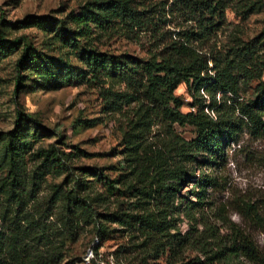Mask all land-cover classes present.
Instances as JSON below:
<instances>
[{"label":"rangeland","instance_id":"obj_1","mask_svg":"<svg viewBox=\"0 0 264 264\" xmlns=\"http://www.w3.org/2000/svg\"><path fill=\"white\" fill-rule=\"evenodd\" d=\"M89 1L0 0V15L11 24L6 37H21L19 47L0 58V235H10L8 229L13 225L26 231L22 240L25 263L40 253L52 258L51 264H178L196 256L205 261L212 251L204 254L189 242L169 258L167 254L155 257L147 233L125 227L111 217L114 212H139L149 207L142 195L126 189L136 178L121 153L125 134L141 133L146 144L156 142L165 130L161 122L143 130L134 128L139 102L124 103L130 94L137 95L128 82L133 73L130 69H138V62L151 59L165 45L181 38L183 32L195 30L196 20H189L176 0H131L143 13V25H125L115 19L106 28H93L88 36H75L79 40L75 44L54 31L13 25L27 15H51L71 31L75 28L68 14H78ZM220 1L221 13L214 19L212 32L193 45L209 56L223 57L234 46L251 40L257 45L256 53L264 57V0ZM22 41L34 56L63 60L70 73L64 76L62 67L55 64H49L47 72L40 63L19 68ZM82 49L115 58L124 55L131 63L121 70H96L93 74L97 77L87 80L93 69L81 58ZM255 86V81L241 80L240 96L254 97ZM174 94L182 98L180 110L188 111L191 98L185 84L181 83ZM175 129L183 137L193 136L189 126ZM9 131L22 138L21 143L15 141L12 167L3 155L4 133ZM51 147L69 153L66 167L52 161L46 153ZM207 158V154H201L191 163L192 176L210 174L220 185L208 190L205 201L209 203L193 212L197 220L185 215L182 206L177 208L172 214V232L184 235L194 227L192 234H198L205 228L203 221H207L214 226L207 248L213 247L214 252L219 246L231 245L235 229L248 234L264 250L263 232L237 211L238 204L245 200L255 203L264 217V136L244 132L238 142L226 147L225 160L220 164L213 165ZM87 166L102 167L103 174L114 179L119 190L108 188L100 174L79 169ZM75 180L82 188L74 186ZM194 186L193 181L184 182L175 193V203L184 197L197 201ZM73 197L77 200L74 235L69 237L64 233L63 209L67 198L72 202ZM83 197L89 199L92 210L104 222L106 231L100 241L96 240L93 217L79 202ZM218 207L225 209L224 222L214 218ZM213 260L214 264H256L241 254L229 260Z\"/></svg>","mask_w":264,"mask_h":264},{"label":"trees","instance_id":"obj_2","mask_svg":"<svg viewBox=\"0 0 264 264\" xmlns=\"http://www.w3.org/2000/svg\"><path fill=\"white\" fill-rule=\"evenodd\" d=\"M184 9L183 13L189 20H196L197 28L183 32L181 38L171 41L160 51L154 53L151 59L137 63L138 69L132 70L128 82L135 94H130L124 100L129 103L137 100L138 117L134 128L143 130L150 128L158 122L165 123L164 134L156 142L144 143L143 136L133 132H127L124 137V147L121 153L136 180L128 184L126 189L136 195L145 198L142 211H121L112 213V221L125 227H134L147 233L149 242L155 253V257L167 254V257L175 255L179 248L188 242L206 254L207 259L201 260L193 257L189 260H181L178 264H214L213 259L229 260L232 255L241 254L256 264H264V250L246 233L239 229L234 230V239L229 247L219 246L214 252L207 238L212 237L213 224L203 221L205 228L198 234H192V227L184 235L180 232H172L174 229L173 212L183 207L185 215L192 220L196 210L209 203L205 199L210 189L217 188L220 183L216 177L210 174L192 176L191 163L196 161L201 154H207L208 161L213 165L225 160L226 147L239 141L242 133L247 132L254 137L264 136V57L256 53L257 45L254 41L243 42L234 46L223 57L203 52L193 45L194 41H201L212 32L215 25L214 19L219 16L222 9L220 0H176ZM143 13L134 8L131 0H92L87 2L78 14L69 13L68 18L74 24V30L64 24L62 20L51 15H27L16 21V27L35 26L42 32H57L63 40L71 44L79 43L76 37L88 36L93 28L103 29L109 23L118 19L125 25L141 26L145 23ZM0 15V58L15 51L19 47L21 37L9 39L6 30L10 26ZM76 36V37H75ZM21 44V54L18 67L23 65H35L40 63L45 71H49V64L62 67L64 76L70 73V68L61 59L44 60L34 56L31 47L25 41ZM81 58L93 69L87 79L97 77L96 70H121L130 62L126 56L101 55L91 49H82ZM131 63V62H130ZM211 63V65H210ZM243 80L255 81L254 97L244 99L239 93V83ZM184 83L188 95L191 98L189 109L182 112L181 96L174 94V90ZM200 91L208 98H204ZM126 96V95H124ZM110 103H114L111 99ZM121 104V103H119ZM20 113L15 121L17 127L20 122ZM175 126H189L193 136L183 137L176 131ZM6 143L3 155L12 167V155L15 150V141L21 143L15 131L4 133ZM52 161L62 167H66L68 152H63L51 147L46 152ZM85 172H95L105 179L108 188L119 190L114 179L103 174V168L98 166L80 167ZM193 181L197 201H191L188 197L175 203V193L184 182ZM81 183L74 181V186L80 189ZM82 188V187H81ZM72 202L65 203L63 209V227L65 235L73 237V218L76 197ZM85 213L93 217L95 222L97 241L103 237L106 229L100 214L92 210V205L87 197L79 200ZM212 209V208H210ZM225 209L218 207L214 212V218L218 221H226ZM237 211L251 224L260 228L264 234V217L260 209L253 202L242 200ZM209 231V233H208ZM10 235H0V264H51L52 258L47 254H37L33 260H27L22 242L26 231L17 230L13 225L8 229ZM2 233V232H1ZM24 234V235H22ZM188 243V244H189ZM95 248V247H93ZM96 252V248H95ZM172 264V263H171Z\"/></svg>","mask_w":264,"mask_h":264}]
</instances>
